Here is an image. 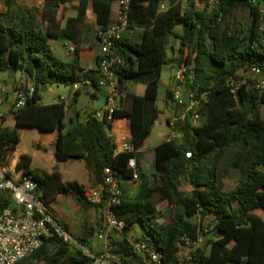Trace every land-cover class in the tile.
<instances>
[{
  "label": "trees",
  "instance_id": "1",
  "mask_svg": "<svg viewBox=\"0 0 264 264\" xmlns=\"http://www.w3.org/2000/svg\"><path fill=\"white\" fill-rule=\"evenodd\" d=\"M70 1L44 0L41 12L25 8L19 13H0V72H20L34 82L33 96L12 111L15 125L57 131L53 145L56 161L82 160L95 184L101 182L105 166L116 170L120 180H130L132 172L127 168V160L136 157L157 118L158 79L163 66L173 60L166 53L170 39L178 38L180 50L184 51L182 60L179 58L181 65L188 67L193 63L192 80L186 79L188 88L197 87L198 92L207 95L201 111L206 118L195 127L183 122L181 139L158 144L154 149L153 171L138 174L140 181L135 195L123 196L120 204L112 208L124 220V233L134 223L140 224L160 251V263L132 252L126 237L113 243L112 252L130 256L139 264H264V218L255 212L264 211V89L258 93L243 86L234 97L224 84L244 64L264 69V54L254 45L258 37L257 9L247 0H217L205 15L195 10L191 2L182 9L179 0H170L166 9L159 10L160 0H130V24L139 30L133 37L123 35L115 43L117 53L125 61V66L116 71L118 91L130 102V108H116L113 116L129 119L134 150L114 154L106 114L101 120L93 112L84 121L72 118L66 129L68 113L62 103H39L48 84L68 86L76 80L86 81L74 92L72 102H76L82 89L100 88L98 70L83 67L79 59L83 26L89 11L98 29L105 30L112 21V5L116 0H78L75 15L64 17L56 32L53 26L56 14L61 5ZM240 6L247 8L249 19L243 35H240L243 29L238 32L236 27L228 26L231 12ZM40 16L49 23L45 30L39 27ZM53 36L74 44L71 59L55 55L48 40ZM129 79L146 81L143 94L125 91L124 84ZM170 95L167 90V96ZM2 119L1 116L0 165H4L6 153L14 151L19 142L15 128L1 127ZM30 162V155L22 153L14 168L36 181L37 194L47 212L65 230L49 209V203L58 194L71 196L84 209L95 206L87 201L82 184L62 180L57 166L45 172L30 168ZM232 171L238 172V179L228 188L220 182L219 174L226 176ZM184 173L192 186L188 194L179 189ZM156 194L173 207L166 223L156 221ZM3 204L11 205L7 200ZM196 215L200 220L212 216L210 228L216 236L205 242L207 250L197 248L189 253V258L180 261L182 237L193 240L204 235L201 224L190 220ZM46 241L53 242L55 248L42 257L43 264L89 262L76 246L57 237L44 239L43 243ZM121 263L130 264L125 259Z\"/></svg>",
  "mask_w": 264,
  "mask_h": 264
},
{
  "label": "built area",
  "instance_id": "2",
  "mask_svg": "<svg viewBox=\"0 0 264 264\" xmlns=\"http://www.w3.org/2000/svg\"><path fill=\"white\" fill-rule=\"evenodd\" d=\"M169 1L160 0L158 9H166ZM179 2L181 8L184 9L190 0H179ZM247 2L258 11V37L254 45L264 54V0H247ZM129 8L130 0H116L110 25L103 31L99 29L96 31L99 52L95 68L98 70V85L106 90V102L103 111L96 112L94 117L101 120L106 114V121L110 123L109 138L114 154L134 150L131 140L128 139L129 119L126 116H113V111L116 109L115 100L119 96L116 71L125 66L124 58L117 53L115 43L123 35L133 37L139 30L138 26L130 24ZM66 49L68 55L74 54L72 42L67 45ZM189 66L181 65L174 72V86L171 95L166 97L168 107L177 110L166 119L167 140L181 139L180 125L185 121L193 127L201 124V111L207 102V95L205 92H198L197 87L188 88L185 91L184 82L188 81L186 80L188 78L191 81L193 77V67ZM18 73L19 76L15 78L11 86L13 110L23 106L26 99L31 98L34 93L32 79ZM86 83L84 80L73 82L70 85L73 93ZM224 84L234 97L243 86L261 93L264 89V69L255 64H244L226 78ZM3 89L4 85L0 78V90L3 91ZM73 93L68 97L57 99V102L62 103L66 110L72 104ZM119 118L123 120L120 126L117 124ZM189 155L190 153L187 152L186 157ZM127 168L132 172L130 180L135 181L138 178V169L134 156L127 160ZM12 174L15 175L16 171H7L4 165H0V264H19L21 260L34 254L44 239L53 237L79 248L89 258L87 264H112L113 245L108 239L109 232L124 229V220L119 218L112 209L120 204L124 196L120 186L121 180L116 170L105 166L102 169L101 182L94 187L86 188L84 193L88 202L102 209L100 226L94 236L105 240L106 243L98 253H92L82 241L74 239L52 218L37 194L36 181L30 175H24L21 172L15 176ZM6 200L11 205H4L3 201ZM182 241L183 246L181 247H186L191 252L204 244V237L200 235L193 240L182 237ZM128 242L132 252L153 263H160L161 253L155 248L147 234H143L140 238L131 237ZM186 258H189V255Z\"/></svg>",
  "mask_w": 264,
  "mask_h": 264
},
{
  "label": "crops",
  "instance_id": "3",
  "mask_svg": "<svg viewBox=\"0 0 264 264\" xmlns=\"http://www.w3.org/2000/svg\"><path fill=\"white\" fill-rule=\"evenodd\" d=\"M194 1L196 2L195 3L196 5H198L199 3H203V1H207L210 3H214V4L218 2L217 0H194ZM77 4H78V0H71L70 2H65L63 5L60 6V9L56 14V19H55L56 23L59 22L58 27L55 29L56 32L62 26L61 23L65 16L66 17L74 16L73 14L63 13L61 9L63 7L74 5V9L76 12ZM41 5H42V0H0V13L7 12V11L10 13H19L25 8L27 9L31 7H34L36 10H39L41 8ZM114 10H115V3H113L112 5L111 18H113ZM42 22L46 24V21L42 20ZM97 29L98 27L93 22L90 12L87 11L86 18L84 21V26H83L82 39H81L83 45L85 46L81 45L82 48L79 51V59H80L81 65L88 69L95 68L96 60L98 57L99 46H98L97 39H96ZM54 38L56 42H55L54 47H52L50 39H54ZM48 40L56 56H58L61 59H71L72 58V57H68L69 55L66 49L70 41L63 39L60 36H53V37H50ZM176 41L179 43L178 40ZM172 45L173 43L170 42L169 43L170 55L176 57L179 52V47L177 45L176 50H175L174 47L172 49L171 47ZM56 47H59V54H56L54 50L56 49ZM166 53H167V57L170 59V55H168L169 54L168 48L166 50ZM17 76H19L18 72L16 73L0 72L1 83L4 85L3 91L0 90V115L3 118L1 120V127L7 128V129L15 128L19 134V142L16 145L14 151L6 153L5 165H4L5 170L7 171L15 170L14 166L17 160L19 159V155L22 153H26L30 155L31 157L30 168L32 169H39L41 171L50 172L55 166H57V169L61 173L62 180L64 181L65 180H76L78 183L82 184L85 188L94 187L95 185H97L98 183L95 184L94 179L90 177L88 170L86 169L84 162L82 160H66L62 162L56 161L54 157L53 145L57 138V131L55 130L40 131L36 127H21V126L15 125V121L12 115L13 95L11 91V86L13 84L14 78H16ZM145 82H146L145 80H140V79L138 80L129 79L124 84L125 91L129 93L141 95L143 94V91H144ZM159 82H160V77L158 79V93H159ZM173 84H174L173 81L169 80L165 84V87H166L165 90L168 88H171ZM46 86H48L46 96L44 95L45 91H42L41 100L39 102L40 104H43V105L57 102V99L59 97H68L70 94L73 93V89L70 85L66 91L60 90L61 85L48 84ZM101 88L102 87L94 88L92 86H89V87L82 89L80 95L77 97L76 102H72L71 106L69 107L72 109V112L69 115H67V117L69 119L78 118L79 120L84 121L89 113L91 112L96 113L99 111H103L105 107V102H106V90L104 88L103 89ZM83 90L87 91V93L90 96V99L92 100V103L94 101H97L99 97L102 96L101 97L102 105L98 109L95 108V106L89 107L88 110L84 111V115L80 117V109L82 107L81 106L78 107V103H79L78 101H79V98ZM157 97H158V94H157ZM115 106L116 108L128 110L130 108V102L124 99L123 97H121V94L119 93V96L115 100ZM68 109H67V113H68ZM169 109L170 107H168V110ZM170 114L171 113L169 110V114L166 115L164 118L165 128L162 126V129L160 128L158 131L154 133V139H155L154 144H152L151 146L145 147L147 140L149 139V137L151 136L153 132V127L155 123L157 122L156 120L152 124L150 134L148 135V137L146 138V140L144 141V143L138 150L135 158H136V164H137V169H138L139 174H141L142 167L148 168V171H149L148 174H150L153 171L154 154H155L154 149L158 144L165 142L167 140L168 129L166 126V119ZM117 124L118 126L123 124L122 118L118 119ZM129 132L130 134H128V139L131 140L130 129H129ZM22 134H25L31 140V146H29V148L27 149L19 150V145L21 142ZM149 159L151 161L150 165H148ZM73 162H76V163H73ZM82 164L84 166V170L81 175V180H79L78 178H76V175L74 174L75 172L74 170H75L76 165L82 166ZM19 172L20 171H16L15 175H17ZM13 175L14 174H12V176ZM65 175H67V177ZM133 182L134 181L129 180V179L128 180L123 179L120 181V186L123 190L125 197H132L135 195L138 187ZM163 200H166V199H163ZM155 206H156V211L158 213V216H160V212H162L160 208L162 205L156 204ZM49 209L53 217L57 221H59L62 225H64L67 232H69L70 229L75 230L77 240L82 241L84 245L88 244L89 245L88 249L92 253H98L103 249V246L106 243L105 240L98 239L94 236V233L100 226V222H101L102 209L100 207L94 206V207L84 209L80 207L71 196L66 195V194H58L56 198L49 203ZM134 224L131 226L128 232L133 231ZM127 234L125 233L123 237H126L127 239H129L133 236L132 234L131 235H127ZM140 234L142 235L145 233L143 232V230H141ZM108 239L111 241V244L117 242L115 241L116 239L113 237L111 232H109ZM41 246L38 249H40ZM54 248L55 246L52 248L50 253L53 252ZM115 254L118 256V262H112V264H122L121 259H125L130 264H139L137 261L132 260L130 256H123V255L120 256L118 253H115ZM112 258H113V254H112ZM36 260L39 261L38 264H43L42 257L36 258ZM227 264H237V263L229 262Z\"/></svg>",
  "mask_w": 264,
  "mask_h": 264
},
{
  "label": "rangeland",
  "instance_id": "4",
  "mask_svg": "<svg viewBox=\"0 0 264 264\" xmlns=\"http://www.w3.org/2000/svg\"><path fill=\"white\" fill-rule=\"evenodd\" d=\"M191 5L193 6V8L197 11H201L203 13H205V15L208 14L209 11H211L216 4L214 3H210V2H207V1H203V3H199L198 5H196L195 1L194 0H191ZM43 5H44V0H42V5H41V8H40V11H42V8H43ZM29 9H35L34 7H31ZM34 11V10H33ZM61 11L63 13H67V14H73L75 15V9H74V5H70L68 7H63L61 9ZM66 17V16H65ZM42 17L40 16V18H38V24H39V27L42 29V30H45L46 27L49 25V23L46 22L43 23L42 22ZM45 21V20H43ZM248 11H247V8L244 7V6H240L238 8H235L233 9V11L231 12V15L228 19V26L229 28H237L238 32H241V30L243 29V32L240 33V35L245 32L246 30V27L248 25ZM42 23V24H41ZM58 24L59 22H54L53 23V26H55V29L58 27ZM63 23H61L62 25ZM180 27H176V31H180ZM51 40V44H52V47H54L55 45V38L54 39H50ZM179 39L178 38H175V37H172L170 39V42L173 43V45L171 46L172 49L174 47V49L176 50V46L178 45L179 47V52H178V55L176 57L174 56H171L170 55V48H169V45H168V55H170V59H173L172 62L170 63H167L163 66L162 68V71H161V75H160V82H159V93H158V97L155 101V105L156 107H158L159 109V113L157 115V118H156V123L153 127V132L151 134V136L149 137V139L147 140L146 144H145V147H148V146H151L152 144H154L155 142V139H154V133L156 131H158L160 128L162 129V126L165 128L164 126V118L166 115L169 114V110H170V113L171 114H174L176 112V110H173V109H169L168 110V105L166 104V97H167V90H172L173 89V86L171 88H168L165 90V84L169 81V80H172L174 82V79H173V74L174 72L180 67L181 65V60L183 58V54H184V51L183 50H180V41L179 43L176 41ZM81 45L82 46H85L83 45L82 43V40H81ZM58 51H57V50ZM55 52L56 54H59V47H56ZM188 51L190 50V48L187 49ZM73 55H69L68 57H72ZM179 58L181 59L179 61ZM189 67H193V63L190 64ZM15 80V78H14ZM14 82V81H13ZM184 89L185 91L188 89V86H187V81L184 82ZM69 88V85H61L60 86V90H63V91H66L67 89ZM47 89H48V86H45L44 87V91H45V96H46V92H47ZM103 89V88H101ZM102 96L99 97V99L97 101H94L92 103V100L90 99V96L89 94L87 93L86 90H83L80 98H79V103H78V107L81 106L82 108L80 109V117H82L84 115V111L85 110H88L89 107H92V106H95V108H100L101 105H102V99H101ZM204 107V106H203ZM203 109V108H202ZM72 112V109L69 108L68 109V115ZM206 118V115L202 114L201 115V122ZM71 125V119H69L68 117L66 118V129L69 128ZM29 146H31V140L25 135V134H22V137H21V142H20V145H19V150H24V149H27L29 148ZM154 158H155V154H154ZM73 163H76V162H73ZM151 161L149 159L148 161V165H150ZM5 165V163H4ZM83 170H84V166L82 164V166H78L76 165L75 166V172L74 174L76 175V178H78L79 180H81V175L83 173ZM148 168L147 167H142L141 169V174H148ZM139 174V172H138ZM220 175V182L223 183V185L225 187H233L236 182H237V179H238V172L237 171H232L230 172L228 175L226 176H222L221 174ZM67 177V175H65ZM139 181H140V177L138 176V178L133 182L137 187H138V184H139ZM179 189L181 191H183L184 193L188 194L190 193L191 189H192V186L187 178V175L184 173L181 175V178H180V185H179ZM155 198V201H156V204H159V205H162L161 206V210L162 212H160V216H158L157 218V222H162V223H166L170 220V217L172 215V212H173V207L167 202V200H163V199H160L159 196L156 194L154 196ZM160 210V211H161ZM255 212L259 215H261L263 218H264V211L263 210H255ZM193 223H196V224H201L202 228H203V232H204V244L201 245V248H204L205 250L208 249V246L205 244V242H208L210 239H213L215 236H216V233L213 229H211L210 227L212 226V216H207L206 218H204L203 220H200L199 216L196 215L194 217H192L190 219ZM142 230L141 226L139 223H135L134 224V229L133 231L131 232H127L128 234L127 235H133L132 237H142L143 234L141 235L140 234V231ZM111 234L113 235V237L116 239L115 241H119L123 236H124V231L123 230H111L110 231ZM74 239H77L76 238V233H75V230H72L70 229V231L68 232ZM130 237V236H129ZM113 245V243H112ZM55 246V244L51 241H46L42 244L41 248L38 249L34 254L24 258L23 260H21L19 262V264H38V260H36V258H39V257H43L47 254L50 253V251L52 250V248ZM114 246V245H113ZM85 247H89L88 244H85ZM190 253V249L186 248V247H180V251L178 252V258L179 259H183V258H186ZM113 254V258H112V262H118V256L112 252Z\"/></svg>",
  "mask_w": 264,
  "mask_h": 264
}]
</instances>
